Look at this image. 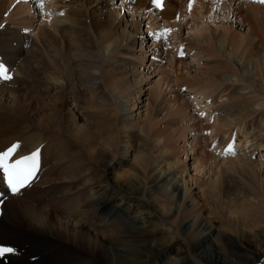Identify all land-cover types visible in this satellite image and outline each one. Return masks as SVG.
<instances>
[{
    "label": "bare ground",
    "instance_id": "1",
    "mask_svg": "<svg viewBox=\"0 0 264 264\" xmlns=\"http://www.w3.org/2000/svg\"><path fill=\"white\" fill-rule=\"evenodd\" d=\"M23 1L27 2L26 15L49 17L48 11L53 12L50 27L64 44L62 49L52 48L54 30L47 27L31 34L29 18L25 28L20 20L21 28L8 27L0 35V64L11 76L0 81V154L18 145L13 158L38 149L41 161L30 187L19 195H7L2 190L0 239L4 240L0 242L13 244L17 254L0 260V264H264V180L255 196L241 184L221 189L227 199L216 215L196 202L212 197L216 187L202 185L186 194L190 186L187 170L180 171L165 157L164 150L167 135L178 132L177 117L184 115L195 140L194 127L200 123L196 115L207 112V119H214L212 138L218 137L221 155L230 156L231 146L242 165L260 169L264 165L259 161L264 156V88L255 84L256 67L248 72L251 78L238 82L234 71L247 73V69L240 62L242 58L234 59L222 49L217 30L200 28L182 37L185 0H163L162 12L149 11L145 0H133L135 6L125 0L120 9L129 6L137 21L131 28L128 22L134 17L124 10V17L119 16L123 26L111 36L116 13L102 14L98 6L88 15L90 24L85 20L82 3L99 0H41L43 7L35 6L32 0ZM191 2L187 7L190 14L197 6L204 9L203 15L217 18L218 14H213L217 10L210 12L209 1L204 5L198 0ZM10 3L0 0V19ZM223 3L229 4L226 11ZM217 4L240 28L246 24L259 29L264 21V7L260 5L246 0H220ZM173 8L180 10L178 22L173 19ZM161 21L164 25L159 30ZM165 36L171 46L169 41L176 36L179 47L192 55L196 64L203 62L207 68L204 72L196 69L198 74H192L188 66L174 71L177 81L184 82L180 88L188 87L182 97H192L200 107L196 113H191V102L185 99L188 102L175 111L163 114L159 104L151 114V102L149 97L143 98L141 87L129 101L120 98L112 75L102 64L103 54L119 52L124 44H138L142 50L145 41L156 37L159 40L151 46L153 53L145 56L160 60L159 48L167 47L162 41ZM193 40L202 44L212 40L214 48L203 49L207 55L200 58L196 47L201 44ZM230 64L236 68H229ZM27 78L49 85L44 88L50 94L42 98L38 109L28 110L24 104L29 97L18 88L9 89L22 85ZM75 107L82 108V116L72 110ZM131 140L141 142V146ZM119 167L122 170L116 171Z\"/></svg>",
    "mask_w": 264,
    "mask_h": 264
},
{
    "label": "rangeland",
    "instance_id": "2",
    "mask_svg": "<svg viewBox=\"0 0 264 264\" xmlns=\"http://www.w3.org/2000/svg\"><path fill=\"white\" fill-rule=\"evenodd\" d=\"M13 1L15 0H11V3L9 4L8 8L5 9L6 15L4 14L2 16V19H0V25H4L3 28H0L1 30L0 35H2V33H4V30L8 27L11 28L12 26L13 27L19 26V28L21 27L25 28V26H27V24L30 22L32 23V27H31V30H29V32L33 35L36 33L37 29L42 28V27L44 28L47 27L51 31L54 30L50 27L52 23L51 18L54 17L52 15L53 12L48 11V13H51L49 17H45V15H42L41 13H36V14L31 13L32 15L31 14L26 15L25 12H27V2L25 1L21 2V0H16L15 2ZM124 1L125 0H99L98 2H95L93 4H88L86 2H83L82 3L83 8L85 6L84 11H85V16H86L85 17L86 22L90 24V16L88 17V15L90 14V11H92L93 9L99 6L98 10H102V14L107 13V12L109 13L112 12L114 14L115 13L117 14V18H118L116 19L117 22L111 25L109 36H111L112 34H118L120 32L121 26H123L122 21L119 19V16L121 15L123 16L124 10L126 11L127 9L128 11H130V12L126 11V13H130V15L134 17L132 14L133 10H131L129 6L124 5V6H121V9H120V3H123ZM131 1H132L131 6H135V1L133 0ZM208 1H209L208 6L210 8V12L213 10H217L213 13L214 15L218 14L217 18L216 17L213 18L211 14L203 15L204 9L201 10V8H198L197 6H196L197 9L192 15L189 13V10L187 8L192 3L191 0H185L183 2L182 9H183V12H185L186 21L183 23V26L181 29V36L186 38L190 36L193 32H195L197 29H200V28L210 29L211 31L217 30L215 34L217 35L218 40L221 41L220 44L222 45V49L225 51H228L230 55L234 57V59L242 58L240 62H243L242 63L243 67L247 69V73H237V70L234 71L237 81L238 79L239 80L241 79L242 81H246V79L251 78L252 75L248 74V72L252 71L250 70L252 67H256L255 84L259 89L262 90L264 88V76H263L264 75L263 74L264 21H262L259 29L253 26H248L246 24H243V26L240 28L237 25H235V21H233L234 17L232 18L231 15H229L228 17L223 14L224 11L221 10V8H219L217 4L220 0H216V1L198 0L199 5L200 3L204 5L205 2H208ZM32 2L37 7H43V3L41 0H32ZM45 2H49V0H45ZM143 2H144V6L149 8V11H153V12L157 11V6H155L156 3L154 2V0H145ZM161 3H163V0H161ZM173 3H174V0H173ZM223 4L225 7V11H226V7L229 4L228 5L225 3ZM153 12L152 14H154ZM157 12H159V10ZM172 13L173 12H170L169 14L170 16L169 21H171ZM179 13H180V10L178 8L174 9L173 19L176 22H178ZM9 14H11V16ZM30 16H33L34 18L33 17L31 18ZM131 16L127 17V20H130ZM10 17L12 20L13 19L14 20L13 21L10 20ZM28 18L30 19V22L29 20L27 21ZM113 18H114V15L111 18V23H112ZM238 19H241V18H236V20ZM20 20L21 22L24 21L23 24L21 22H18ZM133 21L134 22L137 21L135 17L132 20V22L131 21L128 22L131 28H132L131 23H133ZM13 22L16 24H14ZM20 23H21V27H20ZM143 23L146 24L147 20L144 21ZM193 24L197 25V28L195 27L194 29H192L191 26ZM163 25L164 24L162 21L159 22L158 29L160 30V28L163 27ZM19 28H18V31H19ZM89 31L91 32V28H89ZM132 31L134 32V29H132ZM55 32L56 31L54 30L53 36L54 35L55 36H54L53 41L50 42V46H52V48H55V49H58V48L62 49L63 48L62 44H64V41ZM223 32H226V33H223ZM172 35L174 36V33H172ZM156 38H150L149 40L145 41V45L142 49V50L145 49L144 51H142L138 47L139 46L138 44H137V47L131 46L130 44H124L123 48L119 52H114L113 54H110L108 52L107 54L102 55L101 57L102 64L106 69L109 70L110 75H112L111 77L115 81L114 87L115 88L118 87L120 98L127 100V101H129L132 98L134 92L136 91V88L141 87L143 90L142 94H144L143 98L147 99L149 97V100L151 102L150 104L151 114H154V110L158 108L157 105L159 104L162 107L160 110L163 111V114H166L168 110L175 111L176 108L177 109L179 108L178 106L181 103L185 101L188 102V100L191 102V104H189L191 107V110H190L191 113H196L198 110H200V108L198 107V105L194 103L195 101L192 100L193 99L192 97L191 98L182 97V95L187 92L188 87L187 89H185V86H182L180 88V85L183 84L184 82L183 80L177 81V78H175L176 74L174 73V71H176L178 68L181 69V66H185V67L188 66L192 74H194V72L195 74L196 73L198 74V72L195 71L196 69H199L200 71L204 72L207 70V68L204 67L203 62L196 64L195 60L193 59V56L187 55V53L182 48L179 47L180 41L177 39L176 36L173 38L174 39L173 41H169L171 42L172 46L168 45L167 44L168 42L164 40L166 42L167 47L164 46L163 48H159L158 51L160 53V58H161L160 60L159 58L154 59V60L148 58L145 55L153 53L154 50L152 51L151 46H154L155 43H158L159 38L158 37ZM193 41L197 44H201L196 47V52L197 53L200 52L202 55V56H199L200 58L203 57L204 59L205 55H207V52L204 51L203 49L208 48L207 50H210L214 48V43L212 42V40L211 41L208 40L207 43L205 42L203 44L198 42L197 40H193ZM184 42L186 43V40L183 41V43ZM176 50H178V53L175 54ZM177 55H181V56L177 57ZM195 57H197V54ZM140 58L142 59L140 60ZM151 60L155 62L153 66L150 63ZM181 61L183 63H180ZM140 63L142 64L143 67L140 66ZM148 65H150L151 67H148ZM231 66L232 68L234 67L233 64H230L229 68H231ZM122 67H124V69ZM229 68L224 67L226 71H228ZM139 76H142L143 78L140 79ZM215 76L217 77V75ZM169 81H172V82H169ZM31 84L34 88L31 86ZM47 85L48 84L38 81L35 78H27L23 80V84L20 86L18 85L13 88L12 87L9 88L7 86L5 87L9 89L18 88V91L23 96L29 97L27 98L28 102L26 101L24 106L28 110H30L33 108L38 109V107H40V105L42 104V98H46L50 94L49 93L50 91L44 88V87H47ZM41 95H45V96L41 97ZM185 99H188V100H185ZM222 100L223 99H219L218 102ZM146 103L147 102H144L143 104H146ZM192 107L194 108L193 111H192ZM72 110L75 112H81L80 115L81 116L83 115L82 108H77L76 110V107H75ZM185 110L187 111V109L184 108V111ZM168 114L170 115L171 113H168ZM205 114L206 113H204V115ZM187 115L188 114L186 113L185 117ZM196 118H197L196 121L200 122L201 124L197 123L196 126L194 127V130L197 131L196 135L198 137L195 138V140H193L191 138L192 136V134L190 133L191 131L187 128L188 122L185 120L184 115L183 117H177L175 126H177L176 128H178V132H175L174 134L169 133L167 135L169 137L168 140H167V137L164 138V140H167L166 141L167 147L164 148L165 157L168 160L174 161L180 171L187 170V179L190 183V186L189 188L186 187L187 188L186 194L192 191L195 187H199L202 185H205V188L216 187V192L212 197H209V198L205 197L202 199H197L196 202H199L201 206H205L208 210L212 211L214 214L217 215L221 213V211L218 210V207L223 206L222 203L225 202L227 199L226 194H223L221 192V189L233 188V187H236L237 184H241L243 185V187H246L247 189L251 190V194L254 196L257 193H260L262 189L261 182H263L264 180V165H261L260 169H257V167H253L250 165H242L239 161H237L239 159H235L237 158L236 157L237 152L235 153L234 150L231 153V155L226 158H220L219 156H217L213 152L214 147L211 146L212 144L213 146H215L216 144H217L216 146L220 145L217 141L218 137L212 138L213 132H212L211 126L214 123V119L212 118V120L211 119L208 120L206 115L202 116L199 114L196 115ZM162 127L163 125L160 126L159 128H162ZM237 136L238 137H236L235 141H237L239 138V135ZM132 143L133 145L141 146V142L132 141ZM261 157L263 158L259 159V161L260 162L263 161L262 163L264 164V156L261 155ZM251 161H254V159H251ZM258 166L260 165L258 164ZM121 170L122 169H120L119 167L118 170L116 171H121ZM113 181L114 179L109 180V182H113ZM184 196L185 195H183L182 197ZM258 196H260V194H258ZM185 202H187V196H186ZM213 202H215L216 205L213 206ZM33 203H36V202H33ZM170 207L171 206L167 208H170ZM175 213H176V210H175ZM2 214H3V211H2ZM177 216H182V215H177ZM0 240H4V239H0ZM0 243L6 244L8 246L13 245L8 242H0Z\"/></svg>",
    "mask_w": 264,
    "mask_h": 264
},
{
    "label": "snow or ice",
    "instance_id": "3",
    "mask_svg": "<svg viewBox=\"0 0 264 264\" xmlns=\"http://www.w3.org/2000/svg\"><path fill=\"white\" fill-rule=\"evenodd\" d=\"M154 2L160 4L161 0H154ZM254 2L264 4V0H254ZM3 27L4 25H0V28ZM168 31L170 32L171 30ZM6 72L7 69L3 65H0V78L10 79V77H6ZM17 148L18 145H13L0 154V173H2L5 185L11 195H19L22 189L30 187L31 181L37 175L40 167V153L38 151L21 159H16L12 163H8L10 157L14 155ZM232 151V147L229 146L228 152L231 153ZM0 195L3 194L0 193ZM0 203H2V201H0ZM16 254L17 249L14 247L0 245V260Z\"/></svg>",
    "mask_w": 264,
    "mask_h": 264
}]
</instances>
